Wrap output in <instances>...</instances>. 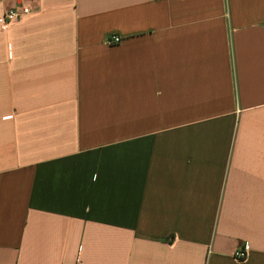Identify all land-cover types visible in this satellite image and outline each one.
<instances>
[{
  "label": "crops",
  "instance_id": "obj_1",
  "mask_svg": "<svg viewBox=\"0 0 264 264\" xmlns=\"http://www.w3.org/2000/svg\"><path fill=\"white\" fill-rule=\"evenodd\" d=\"M15 7L0 264H264V0Z\"/></svg>",
  "mask_w": 264,
  "mask_h": 264
},
{
  "label": "built area",
  "instance_id": "obj_2",
  "mask_svg": "<svg viewBox=\"0 0 264 264\" xmlns=\"http://www.w3.org/2000/svg\"><path fill=\"white\" fill-rule=\"evenodd\" d=\"M28 13V7H15L4 11L0 14V29L18 22L23 16L27 15ZM119 41L120 39L116 36H111L108 39L109 44H115ZM247 252L248 249L246 247H243L241 251L239 250L235 253V256L239 259H242L246 257Z\"/></svg>",
  "mask_w": 264,
  "mask_h": 264
}]
</instances>
